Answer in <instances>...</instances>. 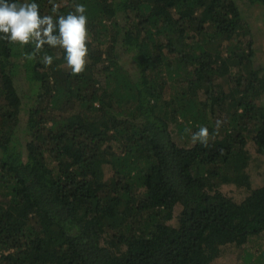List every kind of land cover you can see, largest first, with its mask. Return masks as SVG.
Returning a JSON list of instances; mask_svg holds the SVG:
<instances>
[{
	"label": "trees",
	"instance_id": "trees-1",
	"mask_svg": "<svg viewBox=\"0 0 264 264\" xmlns=\"http://www.w3.org/2000/svg\"><path fill=\"white\" fill-rule=\"evenodd\" d=\"M34 2L54 19L85 5L88 63L73 75L63 49L28 60L34 45L0 39V264H211L264 235V186L240 202L219 189L250 187L246 134L264 153L239 0ZM184 122L207 147L177 144Z\"/></svg>",
	"mask_w": 264,
	"mask_h": 264
},
{
	"label": "clouds",
	"instance_id": "clouds-1",
	"mask_svg": "<svg viewBox=\"0 0 264 264\" xmlns=\"http://www.w3.org/2000/svg\"><path fill=\"white\" fill-rule=\"evenodd\" d=\"M49 2L52 3V0ZM51 11L57 13L58 5L52 3ZM85 13V5L75 4L73 12L54 19L52 15L42 16L34 0H0V39L22 47L34 45L33 52L25 54L28 60H34L44 45L63 49L66 67L77 75L85 71L88 63L89 34ZM53 59L45 54L42 63L46 67L51 66ZM220 125L221 121H217V128ZM209 139V129L205 126H200L198 131L191 134L193 145L200 143L207 147Z\"/></svg>",
	"mask_w": 264,
	"mask_h": 264
},
{
	"label": "rangeland",
	"instance_id": "rangeland-1",
	"mask_svg": "<svg viewBox=\"0 0 264 264\" xmlns=\"http://www.w3.org/2000/svg\"><path fill=\"white\" fill-rule=\"evenodd\" d=\"M245 15L250 22L254 45L256 47V63L264 66V21L261 18L263 9L258 5H252L246 0H239ZM232 44H235L232 42ZM224 47V46H223ZM183 126L172 124L171 131L174 140L180 146L189 147L191 142V134L195 132L192 125L184 122ZM190 129L191 131H186ZM247 135V144L245 149L250 155L246 171L250 178V187L238 186L236 184H221L219 189L237 202L245 199L252 188L264 186V153L259 152L255 142L253 141V132ZM107 176L111 171L106 168ZM180 207L176 208L179 213ZM211 264H264V235L251 236L247 243L238 246L236 244H228L223 246L221 255Z\"/></svg>",
	"mask_w": 264,
	"mask_h": 264
}]
</instances>
